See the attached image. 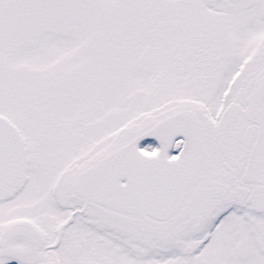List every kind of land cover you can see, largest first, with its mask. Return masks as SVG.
Instances as JSON below:
<instances>
[{
    "label": "snow or ice",
    "instance_id": "snow-or-ice-1",
    "mask_svg": "<svg viewBox=\"0 0 264 264\" xmlns=\"http://www.w3.org/2000/svg\"><path fill=\"white\" fill-rule=\"evenodd\" d=\"M0 264H264V0H0Z\"/></svg>",
    "mask_w": 264,
    "mask_h": 264
}]
</instances>
